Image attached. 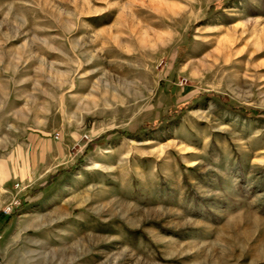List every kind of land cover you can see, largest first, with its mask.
<instances>
[{
	"label": "rangeland",
	"instance_id": "rangeland-1",
	"mask_svg": "<svg viewBox=\"0 0 264 264\" xmlns=\"http://www.w3.org/2000/svg\"><path fill=\"white\" fill-rule=\"evenodd\" d=\"M32 135L0 264H264V0H0V155Z\"/></svg>",
	"mask_w": 264,
	"mask_h": 264
},
{
	"label": "crops",
	"instance_id": "crops-1",
	"mask_svg": "<svg viewBox=\"0 0 264 264\" xmlns=\"http://www.w3.org/2000/svg\"><path fill=\"white\" fill-rule=\"evenodd\" d=\"M53 151L49 141L32 135L0 155V209L16 195L17 183L35 186L53 173Z\"/></svg>",
	"mask_w": 264,
	"mask_h": 264
},
{
	"label": "trees",
	"instance_id": "trees-1",
	"mask_svg": "<svg viewBox=\"0 0 264 264\" xmlns=\"http://www.w3.org/2000/svg\"><path fill=\"white\" fill-rule=\"evenodd\" d=\"M231 109L233 110H238V108H236L235 106H230ZM238 111H241L244 115H247V116H257L259 115L258 112L256 111H247V110H238ZM57 177V174L56 175H52L50 178H49V181L44 185V186H39L38 190H40V193L38 194V196H31V197H27L23 200L22 204H28V203H31V201H34L35 199L39 198L40 197V194H42L44 192V189H46L49 185L52 184V181ZM34 197V198H33Z\"/></svg>",
	"mask_w": 264,
	"mask_h": 264
},
{
	"label": "built area",
	"instance_id": "built-area-1",
	"mask_svg": "<svg viewBox=\"0 0 264 264\" xmlns=\"http://www.w3.org/2000/svg\"><path fill=\"white\" fill-rule=\"evenodd\" d=\"M20 202H19V200H17V199H15L14 200V204H19ZM11 210H12V207H11V205H8L6 208H5V210H4V212L5 213H11Z\"/></svg>",
	"mask_w": 264,
	"mask_h": 264
}]
</instances>
